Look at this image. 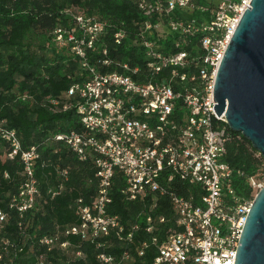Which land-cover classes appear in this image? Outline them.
Instances as JSON below:
<instances>
[{
  "label": "built area",
  "instance_id": "1",
  "mask_svg": "<svg viewBox=\"0 0 264 264\" xmlns=\"http://www.w3.org/2000/svg\"><path fill=\"white\" fill-rule=\"evenodd\" d=\"M134 2L144 17L134 26L76 14V25L67 37L62 29L56 31L59 41L71 43L82 67L79 81L50 99L54 111L75 109L82 127L58 134L56 140L68 144L81 161H93L97 190L90 203L82 196L75 201L79 224L42 236L27 232L21 222L24 243L11 244L13 257L7 264H14L29 240L48 251L60 247L84 256L81 250L71 253V241L60 242L61 234L77 235L97 248L115 237L124 249L121 255L100 252L102 264H137L152 246L158 250L153 264H235L264 176L248 178L254 197L238 193L235 179L245 173L227 160L233 136L226 117H218L213 109L214 87L224 54L252 0ZM0 137L9 144L7 156L20 155L25 165V181L10 200V207L24 218L42 197L36 167L49 162L37 146L24 149L17 130L4 120ZM56 171L61 181L49 189L52 198L70 178L69 167L58 165ZM118 177L125 200L150 201L151 211L163 198L172 204L176 224L162 239L158 232L164 231L166 216L149 212L144 230L152 237L137 242L141 225L127 227L110 211ZM175 179L189 184L188 196L176 191ZM8 220V212L0 209V228Z\"/></svg>",
  "mask_w": 264,
  "mask_h": 264
},
{
  "label": "trees",
  "instance_id": "2",
  "mask_svg": "<svg viewBox=\"0 0 264 264\" xmlns=\"http://www.w3.org/2000/svg\"><path fill=\"white\" fill-rule=\"evenodd\" d=\"M76 14L107 20L114 25L124 22L127 26L144 19L134 0H0V120L17 130L24 149L37 146L43 160L49 162L44 167L39 162L35 171L42 197L27 216L21 218L10 207V200L25 181V165L20 155L7 156L9 144L0 137V209L9 214L8 222L0 228V253H3L0 264H7L13 257L11 244L24 243L21 222L31 234L37 231L43 236L60 232L68 225L81 223L75 201L82 196L90 203L97 190V169L93 161H81L68 144L56 140L58 134L81 129L79 115L75 109L54 111L50 104L51 98L61 96L80 79L82 67L72 52L71 43H61L56 33L62 29L67 37L76 25ZM113 48L111 46L112 51ZM227 127L233 136L228 144L227 160L245 173L243 177H236L235 187L239 194L254 197L248 178L264 176V157L242 133L233 131L228 124ZM58 165L61 169L70 168V178L64 190L52 198L49 189L56 188L61 181L56 171ZM122 185L118 177L110 211L119 215L127 227L136 222L141 225L136 233L137 242L152 237L144 230L149 212L155 217H167L162 225L164 231L158 232L161 239L168 228L175 227V213L168 199L159 200L151 211L150 201L125 200ZM173 187L184 196L191 191L188 183L178 179ZM6 240L10 241L9 245ZM108 240L105 247L97 248L96 244L82 241L77 235L61 234L60 242L71 241L70 252L81 250L82 257L70 255L60 247L48 251L46 246L39 247L29 240L14 264H39L41 261L43 264H102L98 260L100 252L121 255L124 249L115 237ZM157 254V248L152 246L137 264H153Z\"/></svg>",
  "mask_w": 264,
  "mask_h": 264
},
{
  "label": "water",
  "instance_id": "3",
  "mask_svg": "<svg viewBox=\"0 0 264 264\" xmlns=\"http://www.w3.org/2000/svg\"><path fill=\"white\" fill-rule=\"evenodd\" d=\"M248 7L219 67L213 109L264 157V0ZM235 264H264V187L254 198Z\"/></svg>",
  "mask_w": 264,
  "mask_h": 264
},
{
  "label": "rangeland",
  "instance_id": "4",
  "mask_svg": "<svg viewBox=\"0 0 264 264\" xmlns=\"http://www.w3.org/2000/svg\"><path fill=\"white\" fill-rule=\"evenodd\" d=\"M62 43V42H61ZM64 43H66V42H64Z\"/></svg>",
  "mask_w": 264,
  "mask_h": 264
}]
</instances>
